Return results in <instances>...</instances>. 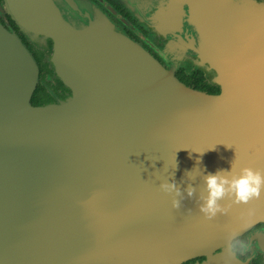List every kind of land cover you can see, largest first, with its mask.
<instances>
[{"label":"water","instance_id":"1","mask_svg":"<svg viewBox=\"0 0 264 264\" xmlns=\"http://www.w3.org/2000/svg\"><path fill=\"white\" fill-rule=\"evenodd\" d=\"M6 4L53 40L71 94L32 105L37 64L0 24V264H170L264 220V0H190L185 36L177 10L171 27L150 20L217 94L85 0ZM64 4L94 19L76 25Z\"/></svg>","mask_w":264,"mask_h":264},{"label":"flooded vegetation","instance_id":"2","mask_svg":"<svg viewBox=\"0 0 264 264\" xmlns=\"http://www.w3.org/2000/svg\"><path fill=\"white\" fill-rule=\"evenodd\" d=\"M97 13L106 17L115 30L131 40L139 43L152 56L161 62L166 68L174 66V75L185 85L207 94H217L220 87L212 83L202 70L197 69L195 63L197 56L194 52L183 53L180 56L163 53L162 47L165 39L152 31L149 25L147 12L162 11L160 18L161 27H171L172 24L164 18L165 12L177 10L172 22L176 29H180L184 36L189 28L187 22V4L190 0H85ZM63 16L76 25L87 24L94 19L95 11H84L82 5H78L81 11L72 9L69 5H59ZM165 10V11H164ZM148 21H146V20ZM0 24L10 32L15 33L26 46L38 67V80L31 95V104L42 106L49 103H58L69 97L71 89L58 77L52 62L54 54L53 40L39 32L25 31L9 12L6 0H0ZM148 24V25H147ZM150 26V25H149ZM182 28V29H181ZM178 32V31H177ZM190 32V31H189ZM174 60V64L171 63ZM201 82L199 87L195 84ZM170 264H264V220L251 223L249 227L240 233L217 241L207 254L196 255L178 260Z\"/></svg>","mask_w":264,"mask_h":264},{"label":"rangeland","instance_id":"3","mask_svg":"<svg viewBox=\"0 0 264 264\" xmlns=\"http://www.w3.org/2000/svg\"><path fill=\"white\" fill-rule=\"evenodd\" d=\"M161 12H162V11H160V15H162ZM146 14L148 15V18H146V19H149V22H148L146 19H145V20H146V21L149 23V25H150V26H149V25L147 24L148 27H150L154 33H156V34H158V35H161V36L165 39V45H166V44L168 43V39H167L165 36H163L160 32H157V31L154 29V27L150 24V20L156 19V18H157L158 16H160V15H156V14H158V12H155V11H153V12H147ZM166 15H167V14L165 13V14H164V18H165ZM160 17H161V16H160ZM161 18H162V17H161ZM165 45H164V46H165ZM164 46H163V47H164ZM176 52L179 53V51H176Z\"/></svg>","mask_w":264,"mask_h":264},{"label":"trees","instance_id":"4","mask_svg":"<svg viewBox=\"0 0 264 264\" xmlns=\"http://www.w3.org/2000/svg\"><path fill=\"white\" fill-rule=\"evenodd\" d=\"M198 85H201V82H199V83L195 84V86H196V87H199Z\"/></svg>","mask_w":264,"mask_h":264}]
</instances>
